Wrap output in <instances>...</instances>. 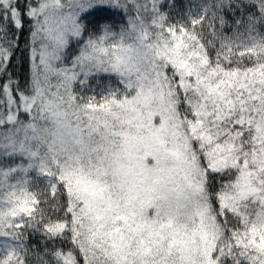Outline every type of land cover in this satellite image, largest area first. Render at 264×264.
I'll use <instances>...</instances> for the list:
<instances>
[{"label": "snow or ice", "instance_id": "obj_1", "mask_svg": "<svg viewBox=\"0 0 264 264\" xmlns=\"http://www.w3.org/2000/svg\"><path fill=\"white\" fill-rule=\"evenodd\" d=\"M0 264H264V0H0Z\"/></svg>", "mask_w": 264, "mask_h": 264}, {"label": "trees", "instance_id": "obj_2", "mask_svg": "<svg viewBox=\"0 0 264 264\" xmlns=\"http://www.w3.org/2000/svg\"><path fill=\"white\" fill-rule=\"evenodd\" d=\"M113 19L116 21H121L123 19L120 15H113ZM23 48V42H21V49ZM21 52L17 51L15 58L12 61V70L21 78L23 79L25 72L27 70V62L25 61L21 66ZM26 55V53H24Z\"/></svg>", "mask_w": 264, "mask_h": 264}]
</instances>
